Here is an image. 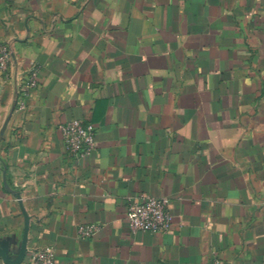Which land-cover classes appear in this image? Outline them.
<instances>
[{"label":"crops","instance_id":"1","mask_svg":"<svg viewBox=\"0 0 264 264\" xmlns=\"http://www.w3.org/2000/svg\"><path fill=\"white\" fill-rule=\"evenodd\" d=\"M0 42L9 261L24 210L20 264L47 246L54 264H264V0H0ZM73 119L94 125L89 157L64 150ZM141 195L168 201L167 234L129 231Z\"/></svg>","mask_w":264,"mask_h":264},{"label":"built area","instance_id":"2","mask_svg":"<svg viewBox=\"0 0 264 264\" xmlns=\"http://www.w3.org/2000/svg\"><path fill=\"white\" fill-rule=\"evenodd\" d=\"M11 64V52L7 44L0 42V73L6 74ZM39 69L33 65L22 80L18 91L17 109L25 108L24 100L38 87ZM63 146L66 154L75 159L89 157L95 149V128L92 123L73 119L60 124ZM126 221L131 233L167 234L172 224V215L166 199H157L141 195L131 199L127 205ZM99 227L94 224H82L77 227L79 237H92ZM55 251L52 247L32 250L28 254L27 264H54Z\"/></svg>","mask_w":264,"mask_h":264},{"label":"water","instance_id":"3","mask_svg":"<svg viewBox=\"0 0 264 264\" xmlns=\"http://www.w3.org/2000/svg\"><path fill=\"white\" fill-rule=\"evenodd\" d=\"M17 201L19 203H21V200L19 197L17 198ZM22 213L24 214V218H25V233H24V238H23V242H22V246H21L19 256H18L17 260L9 261L7 253L0 248V259L5 264H20L25 257V254H26V236H27V230H28V219L25 216L24 210H22Z\"/></svg>","mask_w":264,"mask_h":264}]
</instances>
